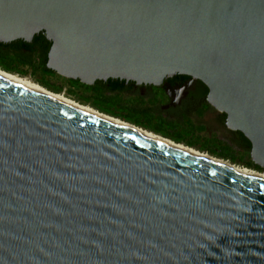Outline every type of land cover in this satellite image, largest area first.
I'll return each mask as SVG.
<instances>
[{
	"label": "water",
	"instance_id": "water-1",
	"mask_svg": "<svg viewBox=\"0 0 264 264\" xmlns=\"http://www.w3.org/2000/svg\"><path fill=\"white\" fill-rule=\"evenodd\" d=\"M86 86L197 79L264 170V0H0V43ZM0 264H264V187L0 81Z\"/></svg>",
	"mask_w": 264,
	"mask_h": 264
},
{
	"label": "trees",
	"instance_id": "trees-1",
	"mask_svg": "<svg viewBox=\"0 0 264 264\" xmlns=\"http://www.w3.org/2000/svg\"><path fill=\"white\" fill-rule=\"evenodd\" d=\"M51 46V42L47 40L44 33L36 35L32 43H27L23 40L10 44L0 43V66L7 72H14L19 68H24L34 74L57 75L47 68ZM68 81L72 84L81 85L88 90L92 95L89 96L90 99H95L103 104L106 107L105 112L107 114L131 122L141 128H151L157 134L172 136L171 138L174 141L182 142L180 136H174V131L176 132L177 129L158 119L148 107H143L138 102L123 103L116 100L126 91L125 81L108 80L107 82H96L94 86H86L79 81ZM237 137L236 145L221 144V151L212 149L210 153L224 160H229L233 163L240 161L248 168L261 170L253 164L251 157L248 161L240 158L241 156H250L251 144L241 133H238ZM198 138L199 136H197ZM195 143L187 142L189 146L197 145Z\"/></svg>",
	"mask_w": 264,
	"mask_h": 264
},
{
	"label": "flooded vegetation",
	"instance_id": "flooded-vegetation-1",
	"mask_svg": "<svg viewBox=\"0 0 264 264\" xmlns=\"http://www.w3.org/2000/svg\"><path fill=\"white\" fill-rule=\"evenodd\" d=\"M126 91L120 97L138 99L168 126L202 136L200 130L215 129L220 144L236 145L238 132L226 125V115L208 102L209 90L201 81L185 75H174L160 86L125 83Z\"/></svg>",
	"mask_w": 264,
	"mask_h": 264
},
{
	"label": "rangeland",
	"instance_id": "rangeland-1",
	"mask_svg": "<svg viewBox=\"0 0 264 264\" xmlns=\"http://www.w3.org/2000/svg\"><path fill=\"white\" fill-rule=\"evenodd\" d=\"M0 70L7 72L6 70H4L1 66H0ZM9 74L12 75H16L20 78L26 79L28 81H30L31 83H33L36 86H39L51 93H54L58 96H61L63 98H66L68 100H71L73 102H75L76 104L85 107V108H90L100 114H103L105 116H108L110 118L116 119L118 121L130 124L132 126H135L145 132L151 133L155 136L161 137L163 139L169 140L177 145L183 146L187 149L193 150L197 153H200L204 156H207L209 158H211L212 160H214L215 162H219V163H223L226 165H229L235 169H238L240 171L246 172L250 175L259 177L261 179L264 180V170H257L254 168H248L247 166H245L243 163H241L240 161L238 163H233L229 160H224L216 155H212L210 153V150L212 149H216L221 151L222 147L221 144L219 143V137L221 136V134H217L215 129L210 128V130H200L201 132H203V135L200 136L197 139L196 135H191L190 133L178 129L176 130V132L174 131V136L178 137L180 136V139H182V142H177L174 141L170 136H166L163 134H157L155 133L151 128H141L138 127L134 124H132L131 122L122 120L121 118H115L113 116H111L110 114H107L106 111V107L99 103L97 100L95 99H90L89 96H92L88 90H86L85 88H83L81 85H76V84H72L71 82H69L67 79L59 76V75H44V74H34L31 71L24 69V68H19L14 72H7ZM120 102H138V104H141V101L136 99H129L126 97H118V99H116ZM117 112V111H115ZM187 142H196L195 146H189L187 144ZM241 159H245L246 161H248V159L250 158V156L248 157H240Z\"/></svg>",
	"mask_w": 264,
	"mask_h": 264
},
{
	"label": "bare ground",
	"instance_id": "bare-ground-1",
	"mask_svg": "<svg viewBox=\"0 0 264 264\" xmlns=\"http://www.w3.org/2000/svg\"><path fill=\"white\" fill-rule=\"evenodd\" d=\"M0 81L5 82L19 90H22L42 101L55 105L59 108H62L64 110L77 114L79 116H82L94 122H97L113 130L124 133L130 137H133L140 141L152 144L159 148L165 149L181 157L204 164L215 170H218L226 174L235 176L237 178L246 180L255 185L264 187V180L259 177L250 175L246 172L235 169L229 165L215 162L214 160H212L211 158L207 156H204L193 150L187 149L183 146L177 145L169 140H166L161 137L155 136L151 133L145 132L130 124H127V123L118 121L116 119L110 118L108 116H105L103 114H100L90 108L82 107L71 100H68L54 93H51L39 86H36L26 79L20 78L16 75H12L5 71L0 70Z\"/></svg>",
	"mask_w": 264,
	"mask_h": 264
}]
</instances>
